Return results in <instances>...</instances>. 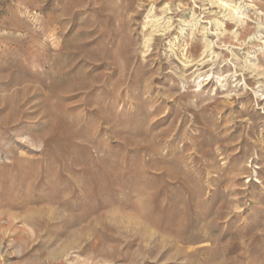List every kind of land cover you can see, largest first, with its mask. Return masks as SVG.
<instances>
[{
  "label": "rangeland",
  "instance_id": "rangeland-1",
  "mask_svg": "<svg viewBox=\"0 0 264 264\" xmlns=\"http://www.w3.org/2000/svg\"><path fill=\"white\" fill-rule=\"evenodd\" d=\"M0 264H264V0H0Z\"/></svg>",
  "mask_w": 264,
  "mask_h": 264
}]
</instances>
